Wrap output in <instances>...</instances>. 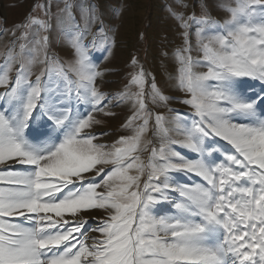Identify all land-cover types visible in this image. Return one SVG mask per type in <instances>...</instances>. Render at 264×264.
I'll use <instances>...</instances> for the list:
<instances>
[{"label": "snow or ice", "instance_id": "obj_1", "mask_svg": "<svg viewBox=\"0 0 264 264\" xmlns=\"http://www.w3.org/2000/svg\"><path fill=\"white\" fill-rule=\"evenodd\" d=\"M38 7L50 17L49 5ZM220 7L228 14L223 23L173 13L183 29L174 53L176 87L185 93L178 103L191 113L170 109L172 128L155 115L159 147L145 139L146 97L154 104L171 98L154 78L145 91L150 74L142 65L124 91L101 90L105 71L83 43L91 9L84 29L71 13L58 18L72 49L67 67L48 54L49 36H40L52 28L48 19L17 26L34 31L30 39L13 31L0 63V264H264V95L247 96L244 80L264 85V0ZM92 36L94 49L104 40L106 58L107 31L98 26ZM121 103L132 105L122 125L132 135L101 143L109 133L96 131V114L114 115ZM93 210L107 218L91 229L66 218ZM89 230L101 234L91 245Z\"/></svg>", "mask_w": 264, "mask_h": 264}, {"label": "rangeland", "instance_id": "obj_2", "mask_svg": "<svg viewBox=\"0 0 264 264\" xmlns=\"http://www.w3.org/2000/svg\"><path fill=\"white\" fill-rule=\"evenodd\" d=\"M20 2L21 0H0V63H3V54L6 48L10 46L9 42L14 39L12 32L15 31L16 37L21 36L23 32H28L30 39L34 30L18 28L17 26L24 25L28 17H36L49 20L52 28L48 33L41 32L40 36H49L48 54L58 58L67 67L73 59L72 49L66 36L62 34V26L58 23V18H66L71 13L79 27L84 29L88 10L91 9L93 22L88 26L89 30L84 36L83 43L90 45L88 51L97 59L100 69L105 71L103 82L98 81L101 90L110 94L124 91L131 74L142 65L144 72L150 74L146 79L145 91L151 90V81L154 78L161 93L171 98L167 104H154L149 97H146L151 119L149 132L145 139L152 140L154 146L159 147V137L152 134L155 115L162 114L165 116V127L172 128L174 127L172 118L176 112H170V109L186 114L191 113L188 106L178 103L179 99L185 97V93L176 87L178 64L174 58V53L183 45L181 35L183 29L179 27L180 21L175 18L173 13L182 14L185 19L191 15H195L197 18L206 16L223 23L228 18V14L220 5L230 4L231 0H28V5L21 18L14 26H9L7 8L16 6ZM42 4L50 6V17H45L41 8L38 7ZM65 5H70V7L65 10ZM98 26H103L108 33L107 42L111 47V52L103 54L106 58H102L100 51L105 43L103 39L96 41L95 49L91 47L92 34L95 33ZM7 34L8 39L2 43L3 37ZM23 42H17V52H19V44ZM191 44L193 46L192 55L194 58H198L199 53L195 50L194 29L192 30ZM133 57L139 61L135 69L131 64ZM39 67V65L35 66L33 71L37 72ZM197 71H206V69L199 68ZM11 75L14 76L15 71ZM244 80L246 81L245 94L247 96H251L253 93L264 95L260 92L261 87H264L261 82L250 78H244ZM249 85H251L250 88ZM136 90L135 86L131 88V91ZM3 91L4 89L0 88V92ZM111 111L114 115L96 114V118L102 121L100 125L96 126V131L109 133L107 137L100 138L101 143L111 144L121 135H132L131 129L122 127L128 117L132 115L131 103H121L119 107L111 109ZM171 135L174 136L175 134L171 133ZM151 147L152 145L149 146V150ZM176 149L186 155H192L178 145ZM140 155L141 159L147 162L149 152H142ZM171 175L181 182L195 183L199 180L193 174L172 173ZM167 208L168 205L164 204L160 206L158 211L164 212ZM66 218L73 223L87 221V226L91 229L99 226L101 221L107 217L102 210H93L89 213H80L75 217L67 216ZM86 235L88 237L87 243L90 245L94 238H101L98 231L89 230Z\"/></svg>", "mask_w": 264, "mask_h": 264}, {"label": "bare ground", "instance_id": "obj_3", "mask_svg": "<svg viewBox=\"0 0 264 264\" xmlns=\"http://www.w3.org/2000/svg\"><path fill=\"white\" fill-rule=\"evenodd\" d=\"M14 4V3H13ZM28 5V0H21V2L16 6H9L7 8L9 14V26H14L16 22L21 18L26 6ZM11 29V28H10ZM9 30V29H8ZM10 31V30H9ZM8 31V32H9ZM7 33V32H6ZM9 34V33H8ZM7 36L3 37L2 43L8 39ZM6 35V34H5ZM57 36V35H56ZM65 46V45H64ZM64 56V55H63ZM62 57V56H61ZM120 58V57H119Z\"/></svg>", "mask_w": 264, "mask_h": 264}]
</instances>
